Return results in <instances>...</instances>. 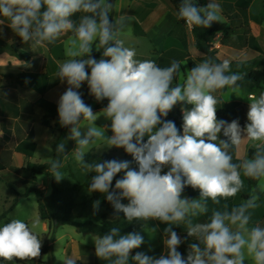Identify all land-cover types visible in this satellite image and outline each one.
<instances>
[{
    "label": "clouds",
    "instance_id": "obj_1",
    "mask_svg": "<svg viewBox=\"0 0 264 264\" xmlns=\"http://www.w3.org/2000/svg\"><path fill=\"white\" fill-rule=\"evenodd\" d=\"M119 10L110 0H0V35L7 24L36 49L72 33L65 41L68 59L56 73L67 84L57 101L58 123L69 132L56 145L57 158L49 160L50 175L56 182L65 177L59 157L67 159L66 142L75 141L71 153L78 167L85 174L95 173L88 191L104 194L114 209V220L123 213L128 223L154 220L167 225L159 257L141 251L131 255L144 244V237L136 231L121 234L119 227L91 235L95 255L109 264H129L130 260L131 264H244L246 258L264 264V226L259 222L250 226L260 193H264V92L248 96L243 127L238 118L218 119L214 93L225 88L235 93L244 75L231 72L227 60L213 63L207 59L188 70L183 83L174 85L181 63L173 60L161 67L155 60L137 59L136 50L121 39L132 18L124 14L110 18ZM77 13L81 15L74 21ZM176 15L189 28H209L222 20L221 5L214 0L206 6L182 0ZM93 49H102L99 59L92 55ZM85 82L97 102L108 100L99 113L82 98L79 89ZM177 104L183 106L182 134L174 121L164 119ZM101 115L111 121V135L106 134L108 126L95 125ZM3 134L0 131V137ZM97 140L106 141L108 148L124 149L132 161L89 162L87 150ZM244 141L251 142L254 152L234 163L231 151ZM133 161L136 168L131 167ZM241 172L257 181L248 198L230 210L226 203L222 209L213 208L206 222H194L193 218L209 212V200L220 205V198L233 197L244 188ZM118 173L123 176L113 187ZM188 186L199 190L198 199L182 197ZM93 208L94 214L98 212L99 201ZM182 223L185 238L173 228ZM193 237L195 242L189 244L185 256L178 248ZM41 246V238L21 219L0 226V258L5 261L34 260ZM65 264L76 262L68 259Z\"/></svg>",
    "mask_w": 264,
    "mask_h": 264
},
{
    "label": "crops",
    "instance_id": "obj_2",
    "mask_svg": "<svg viewBox=\"0 0 264 264\" xmlns=\"http://www.w3.org/2000/svg\"><path fill=\"white\" fill-rule=\"evenodd\" d=\"M114 7L115 9L120 10L119 12L114 11L110 18H114L115 16L121 14L130 16L132 18V20L127 21L130 29L121 36V39L124 40L125 46L134 48L136 50L137 59L155 60L161 67L170 66L173 60L180 62L181 71L178 73L177 84L183 83L184 79L186 78L187 71L192 68V65L195 66L196 64L201 63V61L198 60L203 57V54L195 47V37L192 33V28H189L187 24L176 26L178 22L177 15L166 4V0H117L114 3ZM248 14L264 19V0H253L250 5H248ZM80 15V13H77L72 17V19L74 21H78ZM250 22L251 21H249V23ZM252 22L249 25V27L253 30L252 36L258 39V34L254 32ZM70 35H72V33L69 32L60 37L55 43L49 44L44 48L32 49L30 43H24L19 36H17L9 27H7V24L3 26V34L0 35V51L5 45L9 43L10 47H12L16 53L15 56H21L23 59L22 61H26L27 64L25 65L22 64V61L15 60V65L19 66L18 73H7L0 69V131L4 133L3 136L0 137V180L3 179V176L6 177L8 175V178L13 175L20 177L21 174L26 171H29V173L32 174V179L37 180L38 175L31 173L30 168L34 164H38L33 160L35 153L39 148V140L49 143L53 150V146L59 137L58 129L61 126L58 122L54 121L52 123V128L45 127L47 131L43 132L38 130L39 125L40 127H44L42 125L43 112L39 108L33 107L31 104L36 103L41 97H44L51 102L57 103L60 95L64 92V90H62V85L65 82L61 83L60 80L57 79L56 73L60 64H62V61L65 59L64 43ZM217 44L220 46L222 45L216 43V45ZM247 48L253 52L256 51L253 49V47ZM230 49L236 54L241 50L243 51L245 47L242 48L235 45L230 47ZM0 56L4 58V54ZM3 58H0V68H2V66L12 64L9 57L6 59ZM20 74L41 75L43 78L36 84H30L29 82L26 84H21L18 83L16 79L12 78L13 76ZM88 91L89 90L87 89L84 93ZM214 95L217 97V99H220L216 107L217 114L219 115V118L222 119L225 117V111L222 108V104H229L233 101H223L221 99V90L214 93ZM95 106L93 109L94 111H101L104 108L95 109ZM106 126H108V131L106 133L110 135V121L104 125V127ZM221 138L224 137L221 135ZM218 142L219 141H217V143ZM32 145H34V149ZM239 147L243 149V154L247 151L248 158V151L252 147L248 143L246 145L242 144ZM239 147L234 148L231 151L234 163H239L241 159L243 160L246 158L244 155L242 158L237 156V149ZM122 150L124 151V149ZM25 152H30V155L27 156ZM70 154L71 152L68 154L67 159H69ZM98 155L110 156V154L106 153ZM127 156V154H124L125 159H127ZM114 158L118 160L116 157ZM67 159H64L62 164H64ZM74 176L75 177L73 179L76 181V184L72 186H77L78 188H89L90 178L92 176L91 173L83 182H79L77 180L75 173ZM241 179L244 182V188H242L239 192L240 196L239 193H237L233 197L221 198L220 205H215L211 200H209V212L206 215L193 218L194 222H206L208 217L211 215L213 208L222 209V206L226 203L230 210L231 207L238 205L243 200L247 199L250 195L249 190L252 189V185L247 183L242 172ZM20 182L21 184H25L26 187L30 185V181L22 177ZM85 183H88V185L86 186ZM36 185L43 191L44 195L50 194L48 193V185L39 183ZM7 186L10 190L14 191V189L10 187L8 183ZM15 194L16 196L19 195L16 191ZM16 196L13 198V202L9 207V210L12 208L14 201L17 198ZM198 196L199 192L197 194V197ZM16 205L10 211L8 210V212H11L16 207ZM77 205L79 208L80 205L78 203ZM257 215L258 212L256 208L253 210L251 224L257 223ZM42 219V230L46 232L49 228L48 221L45 218ZM155 222L160 232V240L157 244H150L143 252L149 256L159 257V255L164 251L163 229L167 225L163 224L162 227L158 221ZM178 227L181 230V228H186V225L182 223L181 226ZM173 228H175V225ZM176 232L182 238L181 231ZM193 241L195 242V239ZM137 251H139V249H133L131 255H134ZM178 251H180L185 256L187 255V249L182 245H180ZM65 253L66 261L68 259H72L76 262V264H93L90 261V258L95 256V247H87L85 249L76 241H72V243L67 245ZM129 264H131V260Z\"/></svg>",
    "mask_w": 264,
    "mask_h": 264
},
{
    "label": "rangeland",
    "instance_id": "obj_3",
    "mask_svg": "<svg viewBox=\"0 0 264 264\" xmlns=\"http://www.w3.org/2000/svg\"><path fill=\"white\" fill-rule=\"evenodd\" d=\"M253 0H214L215 3H218L221 5V15L222 20L228 22V16H233L234 14H237L240 7H246L248 8V5ZM210 0H196V4L198 6H206ZM244 2V3H243ZM241 3V4H240ZM248 11V9H247ZM252 22V21H251ZM250 22V23H251ZM241 20L235 21V23L231 24L230 28L234 27H241ZM249 23V25H250ZM254 32L258 34V39H256L255 43H253V49L256 51H251L248 49V46H241L240 41L238 40V37L233 32H229L227 35H216L214 38H212L211 41H209V44L212 46V50H216L217 54L216 57H218L222 62L227 60L231 63L234 62H249L253 60H257V64L255 67H253V71L259 73H262L264 71V19L261 18V22L259 24H256L252 22ZM237 33H239L237 31ZM253 30L249 27V33L247 31H244L245 40L248 41L250 36H252ZM67 40V39H66ZM65 40V41H66ZM216 43L222 44L216 45ZM240 46L242 48L245 47V49L242 51H239L238 53H233L230 49V47L233 46ZM251 45V44H250ZM65 46V43H64ZM65 49V47H64ZM17 50V48H16ZM25 53V52H24ZM4 54V58L0 56V58L6 59L7 57L11 60V65H5L0 68L3 72L7 73H18L19 72V66L15 65V60L22 61L23 59L21 56H15V52L10 47V44L4 46V48L0 51V55ZM27 54V53H26ZM255 57V58H254ZM16 58V59H14ZM254 58V59H253ZM68 59V57L65 54V59L62 61V63ZM202 58L198 61H201ZM14 62V63H13ZM24 62V63H23ZM22 64H27L26 61H22ZM231 72L232 69L230 67ZM90 72V69L88 70ZM67 88L66 82L62 85V90L65 91ZM88 89L87 83L85 82L81 89L79 91L84 94V92ZM220 91V90H219ZM261 92H264V84L261 85L260 88H255L253 90L248 88H242L239 87L235 93H232L231 89L225 88L221 90V99L223 101H233L239 103V105L234 108L233 114L231 116H226L222 118L223 120H226L228 122H231L233 119L238 118L241 127L245 125L247 122V112L249 108V100L247 99L250 94L259 95ZM89 94V91H88ZM92 109H94V106L98 103L93 96L89 95L88 99ZM220 99H218V102ZM102 105H107L108 100L104 99L100 102ZM40 112V111H38ZM94 113H99L101 111H94ZM217 118H219V115L217 114ZM108 121L103 115L99 116L98 119L94 122L96 126L98 127H104ZM111 123V121H110ZM88 121H82V125H87ZM38 127V125H37ZM38 130H41L43 132L47 131L45 127H38ZM83 131L87 130V126L83 127ZM107 134V133H106ZM110 130V135H111ZM108 135V134H107ZM74 142V148L76 146L75 141ZM249 144L252 147L251 142L244 141L241 143V145ZM240 145V146H241ZM95 152L97 154H110V156L116 157L118 160H129L132 161L131 155L125 153L121 148H108V145L106 141L104 140H97L95 144L90 145L89 149L87 150V153L89 152ZM124 154H127V159L124 158ZM53 150L49 143L43 142V140H39V148L37 149L35 156H34V162L38 164L43 163H49L50 159H53ZM244 157L247 158V151L243 154V149L238 148L237 149V156L238 157ZM242 160V159H241ZM240 160V161H241ZM131 167L136 168L137 165L133 161L131 164ZM72 169L73 172L76 175V178L79 182H83L90 173L85 174L77 165L75 158L73 154L71 153L69 156V159H67L63 166L61 167L60 171L64 174V178L60 182H58L59 186L62 188L70 187L72 185L76 184V181L70 177L69 170ZM168 169L165 168L164 172H166ZM163 174V173H162ZM32 174L29 173V171L23 172L20 177L18 176H11L8 178V176H3V179L0 180V216L3 215L4 212L9 210V207L12 205L13 198H15L16 194L15 191L19 195H23L26 191L25 184H21L20 179L21 177L24 179H28L30 183L34 184H46L48 185V193L51 192V184H50V178L46 175H38L37 180L32 179ZM123 176V173L121 174L120 178ZM2 177V176H1ZM7 183L10 187L14 189V191L10 190L7 186ZM115 184H112L114 187ZM254 186H252L253 188ZM245 193V191L243 190ZM242 192V193H243ZM249 194H251V189L249 190ZM187 196L186 192L184 191L182 193V197ZM240 196V193H239ZM17 197V196H16ZM199 196L197 197V199ZM77 203L80 205V207L77 209L78 212H82V217L79 218L78 221H91L94 223H101L102 217L105 216L108 220H114V210H107L104 207H101L99 205V210L94 214V208L93 205L96 202L92 198V192L88 191V187H81L78 188V194H77ZM221 199V198H220ZM123 203H128V201L125 199L122 201ZM39 206H40V199L35 194H30L28 197H20L19 202L16 205V207L11 211L8 212L3 218L0 219V226H2L4 223L9 222L11 219H21L29 224V226L33 229V231L38 235L39 238H41V242L43 240V235L48 233V230L44 232L42 230V223L43 219L41 218L39 214ZM257 222L261 224V226H264V193H260V200H259V207L257 208ZM120 218L124 219L123 213H120ZM116 220V219H115ZM126 221V220H125ZM130 224L135 226L134 231L140 232L141 235L144 237V244L139 248V251L143 252L150 244H157L160 240V232L156 225V222L154 220L148 221L146 224L143 221H133ZM153 229H155L153 231ZM93 236V235H92ZM53 238L54 240L51 243V252L48 255L41 256L37 258L34 261L26 262L14 259L12 261H5L2 258H0V264H64L66 262V247L68 244L72 243V241H76L82 247L85 249L87 247H95L94 241L91 238V235L89 234H82L77 232L76 228L74 226H56L53 227ZM43 245V244H42ZM42 248V246H41ZM244 264H253L252 260L250 258H246Z\"/></svg>",
    "mask_w": 264,
    "mask_h": 264
},
{
    "label": "trees",
    "instance_id": "obj_4",
    "mask_svg": "<svg viewBox=\"0 0 264 264\" xmlns=\"http://www.w3.org/2000/svg\"><path fill=\"white\" fill-rule=\"evenodd\" d=\"M117 0H110V2L115 3ZM182 0H166V4L177 14L178 8ZM244 3V2H243ZM241 4V3H240ZM246 7H240L237 14H234L233 16H228L229 21H221L220 23H213L211 27L209 28H202L198 26H194L192 28V33L195 37V47L196 49L203 54L202 61L210 59L213 63H222V61L216 57L217 51L212 50V46L209 44V41L212 40L216 35H227L229 32H233L238 37V40L241 43V46H248L253 47V43H255L256 38L253 36H250L249 40L246 41L244 31H247L249 33V21H254L256 23L261 22V18L254 15H249ZM241 20V27L237 28H230L231 24L235 23V21ZM186 24V22L182 19H178V22L176 26H181ZM237 31L239 33H237ZM251 44V45H250ZM95 47V46H94ZM102 51V49H101ZM101 51H97L93 49L92 55L99 59L101 57ZM257 60L249 61V62H234L230 64V67L233 71V73H241L244 75V79L241 81H238V84L242 88H248V89H255L260 88L262 84H264V71L262 73H257L253 71V67L256 66ZM192 64V62L190 61ZM194 67V65H192ZM12 78L16 79L18 83L26 84L29 82L30 84H36L39 80L43 78L41 75H32V74H20L17 76H13ZM178 81V74L176 78L173 81V84H177ZM82 98L86 104L89 103V94L88 92L84 93L82 95ZM101 102V101H100ZM98 102V104L95 106V109H100L103 107H106L107 105H102ZM33 107L39 108L43 112L42 117V125L46 128H52V123L54 121L58 122V113H57V103L51 102L48 99L41 97L36 103L31 104ZM239 105L237 102H232L229 104H222V108L225 111V117L231 116L233 114V109L236 108ZM182 105L177 104L174 106L173 110L168 114L167 117L164 119L172 120L175 122L178 129H180V132L182 134ZM191 107V106H187ZM247 121V120H246ZM247 123V122H246ZM245 123V124H246ZM244 126V125H243ZM59 131V137L57 141L55 142L53 146V154L54 159L56 157L55 148L58 143L64 142L66 136L68 135L69 128L60 127L58 129ZM222 135V134H221ZM34 149V145H32ZM73 142L72 140H69L66 142V153H70L73 149ZM254 149L250 148L248 151V158L251 157L253 154ZM27 156L30 155V152H25ZM61 162L63 163L64 157L60 156ZM86 159L89 162H103L105 160H111L115 159L114 157L108 156V155H98L94 151L87 153ZM49 163L48 164H34L30 168V172L34 175H46L50 177L51 179V192L49 195H44L43 191L38 188V186L34 183H30L29 186L26 187L25 193L21 196L18 195L17 198L14 201V204L12 208L17 204L20 197H28L30 194L34 193L37 197L40 198L41 203L39 206V214L42 218H45L48 221V233L44 235V238L42 240V248H41V254L39 257L48 255L51 252V243L54 240L53 238V227L56 226H74L77 230V232L82 234H89V235H102L109 231L112 227H119L121 228V234H126L129 232H133L135 227L128 223L127 221L123 219H116L114 221H110L105 218V216L102 217L101 223H94L91 221H78L79 218L82 217V212H78V205L76 201V195L78 192L77 186H70L62 188L59 186L58 182L55 181V179L50 175L49 172ZM70 177L74 178V172L72 169L69 170ZM91 175H95V173H91ZM121 176V173H118L116 177L113 179V184H115V180L119 179ZM245 180L249 185L255 186L257 184V181L251 180L247 177H245ZM87 186L88 183H85ZM189 198H196L197 194L199 192L198 189H193L191 186H188L184 190ZM92 198L95 201H99V205L101 207L106 208L107 210L113 211L111 204L106 200L104 194H101L99 192H92ZM11 208V209H12ZM10 209V210H11ZM9 210V211H10ZM3 213L0 218H3L6 214ZM160 226L163 227V224L160 223ZM254 224H250L252 226ZM174 230L181 231L182 238H185L187 236L186 234V228H180L178 226H175ZM195 237L193 238H187L185 239V242L182 244L184 248L188 250V246L190 243H194ZM38 257V258H39ZM35 258L34 260H36ZM34 260H24L26 262H31ZM90 261L93 264H109V261L100 259L96 255L92 258H90Z\"/></svg>",
    "mask_w": 264,
    "mask_h": 264
}]
</instances>
